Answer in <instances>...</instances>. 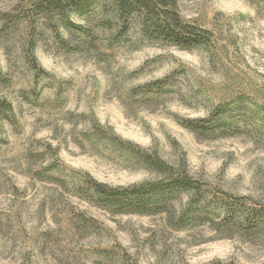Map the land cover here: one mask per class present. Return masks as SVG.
<instances>
[{
	"label": "rangeland",
	"instance_id": "obj_1",
	"mask_svg": "<svg viewBox=\"0 0 264 264\" xmlns=\"http://www.w3.org/2000/svg\"><path fill=\"white\" fill-rule=\"evenodd\" d=\"M177 5L208 44L0 0V264H264V227L219 224L227 200L264 205V0ZM148 158L201 188L168 202L189 222L97 200L165 182Z\"/></svg>",
	"mask_w": 264,
	"mask_h": 264
},
{
	"label": "trees",
	"instance_id": "obj_2",
	"mask_svg": "<svg viewBox=\"0 0 264 264\" xmlns=\"http://www.w3.org/2000/svg\"><path fill=\"white\" fill-rule=\"evenodd\" d=\"M31 7L30 23H34L40 15L67 17L71 12L85 13L95 8L107 17L104 20L106 25H116L123 32L130 30L134 21L137 22L139 34L146 41H160L180 49L210 42L209 31L181 18L177 0H31ZM4 17L9 18L8 14H4ZM186 128L196 133L191 126ZM147 161L156 171L166 173L165 182L140 186L131 194L96 183L93 193L97 200L118 214H166L174 225L178 224L177 227L189 222L191 218L184 214L176 216L168 202L175 196L189 192L201 196V188L195 186V181L185 172H167L161 160L148 158ZM243 203L235 199L222 204L219 224L228 230L237 227L240 233L253 236L264 227V205L250 207Z\"/></svg>",
	"mask_w": 264,
	"mask_h": 264
}]
</instances>
